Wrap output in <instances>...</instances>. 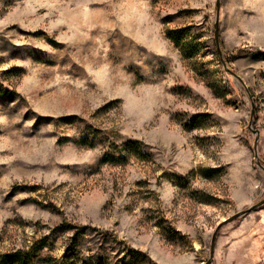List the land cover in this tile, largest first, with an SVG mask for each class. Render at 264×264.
Returning <instances> with one entry per match:
<instances>
[{
	"label": "rangeland",
	"instance_id": "obj_1",
	"mask_svg": "<svg viewBox=\"0 0 264 264\" xmlns=\"http://www.w3.org/2000/svg\"><path fill=\"white\" fill-rule=\"evenodd\" d=\"M216 4L0 0V264H264V0Z\"/></svg>",
	"mask_w": 264,
	"mask_h": 264
},
{
	"label": "trees",
	"instance_id": "obj_2",
	"mask_svg": "<svg viewBox=\"0 0 264 264\" xmlns=\"http://www.w3.org/2000/svg\"><path fill=\"white\" fill-rule=\"evenodd\" d=\"M38 247L39 245L35 244L32 248L36 249ZM29 252L30 251L17 250L15 252L7 253L5 258L7 260L16 262L17 264H25V260L27 259L26 257L29 255ZM77 257L78 256H75V254H72V256H68V258L70 259V264H87L88 263L84 260L80 261V259Z\"/></svg>",
	"mask_w": 264,
	"mask_h": 264
},
{
	"label": "water",
	"instance_id": "obj_3",
	"mask_svg": "<svg viewBox=\"0 0 264 264\" xmlns=\"http://www.w3.org/2000/svg\"><path fill=\"white\" fill-rule=\"evenodd\" d=\"M217 8H218V5H219V0H217ZM217 33V30H215V34ZM254 151H255V147H254ZM255 156H256V152H255ZM262 202H264V199H262L261 201H260V203H262ZM237 215H234V216H232V217H230V219H232V218H234V217H236ZM213 245H214V235H213V237H212V240H211V245H210V249H211V253H212V250H213Z\"/></svg>",
	"mask_w": 264,
	"mask_h": 264
}]
</instances>
